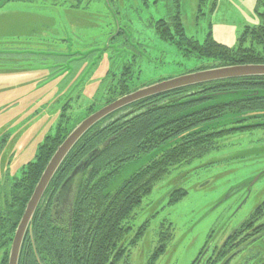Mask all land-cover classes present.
Returning a JSON list of instances; mask_svg holds the SVG:
<instances>
[{
    "label": "rangeland",
    "instance_id": "rangeland-1",
    "mask_svg": "<svg viewBox=\"0 0 264 264\" xmlns=\"http://www.w3.org/2000/svg\"><path fill=\"white\" fill-rule=\"evenodd\" d=\"M175 11L176 0H10L1 6L0 175H18L45 136L55 133L61 114L70 126L85 118L110 68L118 80L130 77L132 87H142L206 66L207 60L184 55L160 36L159 20ZM180 11L189 37L203 42L211 32L232 47L246 27L264 23L261 0H180ZM120 27L125 35L112 45L124 43L127 49L114 52L112 59L110 35ZM18 51L40 54L22 57ZM69 52L83 58L71 62L70 80L48 84L42 66L53 63L51 54ZM218 142V149L173 167L134 209L131 230L120 241L127 250L118 264H227L225 256L214 254L264 199V129L232 132ZM148 158L130 162L116 185ZM243 182H252L250 193ZM177 187L187 194L183 197ZM257 221H264V213ZM158 249L163 250L156 263L150 262ZM249 251L228 264H248Z\"/></svg>",
    "mask_w": 264,
    "mask_h": 264
},
{
    "label": "trees",
    "instance_id": "trees-1",
    "mask_svg": "<svg viewBox=\"0 0 264 264\" xmlns=\"http://www.w3.org/2000/svg\"><path fill=\"white\" fill-rule=\"evenodd\" d=\"M260 16L264 18V12ZM157 30L184 55L207 60L206 66L198 70L264 63V23L246 27L237 46L218 42L211 32L200 42L186 34L180 0H176L175 13L160 19ZM249 40L252 43L246 46ZM105 79L107 84L103 83L101 94L86 109V117L99 109L102 98L107 96V105L140 88L131 86L130 77L118 80L112 68ZM257 111H264V77L181 88L140 100L107 116L78 141L51 181L33 217L32 231L25 236L19 264H118L127 250L120 241L131 230L128 220L157 182L173 167L218 149V141L237 130L234 126L254 120L258 122L253 126L264 125L259 122H264V114L245 116ZM61 115L55 133L45 136L35 158L23 165L18 175H0V264L9 263L15 231L48 162L86 118L70 126L66 122L69 117ZM145 155H149L146 162L116 185L115 179L130 162ZM83 161L88 165L61 199L64 183ZM177 189L184 192L183 197L187 194V190ZM263 210L264 202L239 227L257 221ZM161 250L150 262L156 263Z\"/></svg>",
    "mask_w": 264,
    "mask_h": 264
},
{
    "label": "water",
    "instance_id": "water-1",
    "mask_svg": "<svg viewBox=\"0 0 264 264\" xmlns=\"http://www.w3.org/2000/svg\"><path fill=\"white\" fill-rule=\"evenodd\" d=\"M8 1L9 0H3L0 3V7ZM242 77H264V63H246L205 68L151 83L119 97L83 119L58 146L43 171L15 231L8 264H19L25 236L29 230L30 232L32 231L31 223L33 217L47 188L71 150L94 125L112 113L140 100L181 88ZM261 114H264V111L250 112L245 116H256ZM88 163V161H83L73 170L72 174L63 185L64 192L61 194V199L66 193H68V188L70 187L72 180L88 165Z\"/></svg>",
    "mask_w": 264,
    "mask_h": 264
},
{
    "label": "flooded vegetation",
    "instance_id": "flooded-vegetation-1",
    "mask_svg": "<svg viewBox=\"0 0 264 264\" xmlns=\"http://www.w3.org/2000/svg\"><path fill=\"white\" fill-rule=\"evenodd\" d=\"M118 30H119L118 33L114 31L110 35L111 40H110L108 49H114L112 53V59L114 58V52H118L119 49H127L124 43H118L117 45H114V46L112 45L113 41L120 39V38L122 39L123 36L125 35V30L122 27H120ZM135 50L137 51V49ZM17 53L25 54V55H19L22 57H29L30 55L40 54L38 52L30 53L29 51H18ZM51 57L54 59L52 60L48 59V61L53 62V63L46 65V66H42L43 67L42 70L43 71L46 70L49 77L50 75H52L48 80H46L47 83L51 81H56L59 79L60 81L70 80V78H67V77L73 72V67L71 65V62H75L77 60L81 61L83 59L82 54H79L78 52L53 53L51 54ZM99 60H100V57L98 58L97 56L93 64L97 63ZM41 65H44V61H41ZM76 66L77 65H75V68ZM79 80L80 79H77L76 82L73 84V86H75ZM257 122H258L257 120H254V121L246 122L241 125L234 126V127H237L236 128L237 130L235 132H239V131L242 132V131L254 130V129H264V125L253 126ZM259 122L264 123L262 121H259ZM241 186H243L244 189L247 190V193H250L252 190L251 188L252 182H248V183L243 182ZM263 202H264V199L256 207V209ZM260 213H264V210L260 211ZM246 250H250L249 251L250 257H249L248 264H264V221H253L251 223H248L246 227L234 228L229 234V236L225 239L219 251H217L214 254V256H218V258L221 255H223V257L225 256L226 257L225 263L228 264L233 258L238 256L240 253L245 252Z\"/></svg>",
    "mask_w": 264,
    "mask_h": 264
},
{
    "label": "crops",
    "instance_id": "crops-1",
    "mask_svg": "<svg viewBox=\"0 0 264 264\" xmlns=\"http://www.w3.org/2000/svg\"><path fill=\"white\" fill-rule=\"evenodd\" d=\"M45 74H46V73H45V71H44V75H45ZM45 79H46V78H45ZM52 82H54V81L48 82V84H49V83H52Z\"/></svg>",
    "mask_w": 264,
    "mask_h": 264
}]
</instances>
